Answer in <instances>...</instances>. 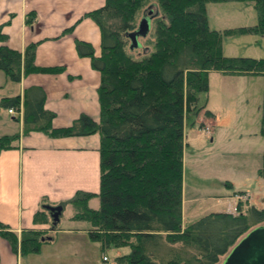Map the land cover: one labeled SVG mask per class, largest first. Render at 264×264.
Wrapping results in <instances>:
<instances>
[{"label":"trees","instance_id":"16d2710c","mask_svg":"<svg viewBox=\"0 0 264 264\" xmlns=\"http://www.w3.org/2000/svg\"><path fill=\"white\" fill-rule=\"evenodd\" d=\"M207 1L106 0L84 14L102 34L101 55L91 43L77 40L80 54L90 56L101 74L98 121L83 113L71 125L54 127L55 112L44 108V90L24 92L25 132L39 130L52 137L99 133V192L79 190L61 205H74L72 219L89 222V237L100 241L103 250L130 246V252L116 257L117 264H219L247 231L264 223V208L243 207L242 200L237 212L209 211L184 223L186 119L194 124L202 109L208 116L214 113L200 104V94L209 90V71L264 75V57L222 52L220 32L209 27ZM254 2L258 22L241 30L264 33V0ZM148 4L158 8L150 27L154 20V49L135 58L126 48L128 33L138 27L137 14ZM6 39L0 27V69L10 79L62 69L36 65L37 43L20 51ZM0 105L20 110L21 95L2 97ZM18 137L2 135L0 152L15 146ZM95 196L98 208L89 205ZM35 221L56 228L46 210H39ZM0 235L22 256L40 252L47 241L45 230L18 233L1 220Z\"/></svg>","mask_w":264,"mask_h":264},{"label":"crops","instance_id":"0c3cea01","mask_svg":"<svg viewBox=\"0 0 264 264\" xmlns=\"http://www.w3.org/2000/svg\"><path fill=\"white\" fill-rule=\"evenodd\" d=\"M105 1L0 0V27L6 43L20 51L37 43L36 65L62 68L24 75L15 81L18 88L11 93L4 92L3 87L12 89L14 80L0 76V100L14 95H21L23 100L26 89L40 87L46 94L44 108L55 112L54 127L71 125L83 113L100 120L101 74L93 67L90 56L80 54L77 40L91 43L95 54L101 55L100 27L84 14ZM21 107L18 116L11 113L15 124L4 116L9 113L8 108L0 105V137L20 133L13 141L15 146L0 152V220L18 233L24 228L45 230L47 241L40 252L22 256L0 235V264H101L107 250L102 249L100 241L89 237L87 224L83 228L60 226L58 221L52 228L49 222L35 221L39 210H46L53 219L47 205H61L79 190L99 192V133L52 137L39 130L25 132ZM214 117L213 113V123ZM224 197L229 199L234 194L218 198ZM184 205L183 194V210ZM61 215L62 211L60 221Z\"/></svg>","mask_w":264,"mask_h":264},{"label":"rangeland","instance_id":"374dc122","mask_svg":"<svg viewBox=\"0 0 264 264\" xmlns=\"http://www.w3.org/2000/svg\"><path fill=\"white\" fill-rule=\"evenodd\" d=\"M149 5L138 12L137 25L150 9L153 12L158 10L157 6ZM206 6L209 27L220 32L221 49L225 55L264 57V33L241 30V27H250L258 22L254 0H210ZM155 26L153 20L151 32L139 36L141 46L138 48H129L131 41L128 38L126 48L133 57L142 58L154 49ZM0 76L10 79L1 69ZM3 88L4 92L11 93V90L18 88V84L13 81L12 89L9 86ZM200 104L214 112L215 123L210 120L212 116L205 114V109H202L194 124L191 118L186 119L184 223L209 211L231 209L237 212L240 200L244 201L243 207L253 205L264 208V75L211 70L209 90L200 94ZM21 106L23 110L22 99ZM19 114L17 112L15 115ZM4 116L16 124L11 113H4ZM24 128L23 124L22 131H25ZM233 194L234 197L229 199L218 198ZM90 206H100L99 196L90 199ZM75 210L74 205H65L60 226L81 228L89 224L87 221L73 220ZM130 250V246L126 245L109 248L106 253L114 261L119 254H126ZM224 257H221L219 264Z\"/></svg>","mask_w":264,"mask_h":264},{"label":"water","instance_id":"95a60500","mask_svg":"<svg viewBox=\"0 0 264 264\" xmlns=\"http://www.w3.org/2000/svg\"><path fill=\"white\" fill-rule=\"evenodd\" d=\"M154 15L153 9H150L148 14H144L138 27L128 33L131 39V48H136L141 45L138 38L139 36L147 35ZM47 207L51 211L53 223H57L60 219L63 206L47 205ZM221 264H264V224L256 225L247 231L237 243L230 248Z\"/></svg>","mask_w":264,"mask_h":264},{"label":"built area","instance_id":"2783aa9c","mask_svg":"<svg viewBox=\"0 0 264 264\" xmlns=\"http://www.w3.org/2000/svg\"><path fill=\"white\" fill-rule=\"evenodd\" d=\"M8 112L12 113V114H16L17 111L15 108H8ZM102 264H112V261L110 260V258L107 255H103L102 256ZM113 264H116L115 262Z\"/></svg>","mask_w":264,"mask_h":264}]
</instances>
